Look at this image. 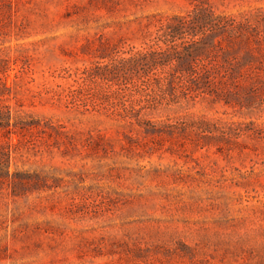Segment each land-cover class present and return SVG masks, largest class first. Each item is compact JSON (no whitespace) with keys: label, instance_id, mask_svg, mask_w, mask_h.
Here are the masks:
<instances>
[{"label":"rangeland","instance_id":"1","mask_svg":"<svg viewBox=\"0 0 264 264\" xmlns=\"http://www.w3.org/2000/svg\"><path fill=\"white\" fill-rule=\"evenodd\" d=\"M195 6L237 27L223 83L94 106L103 45ZM0 264H264V0H0Z\"/></svg>","mask_w":264,"mask_h":264},{"label":"trees","instance_id":"2","mask_svg":"<svg viewBox=\"0 0 264 264\" xmlns=\"http://www.w3.org/2000/svg\"><path fill=\"white\" fill-rule=\"evenodd\" d=\"M153 25L140 49L126 52L117 45H103L101 61L84 68L80 77L84 85L100 83L94 106L110 110L130 125L144 124V111L211 94L227 75L214 56L221 47L218 38L237 33L228 18L202 6L157 19ZM186 127L183 123L181 130Z\"/></svg>","mask_w":264,"mask_h":264}]
</instances>
